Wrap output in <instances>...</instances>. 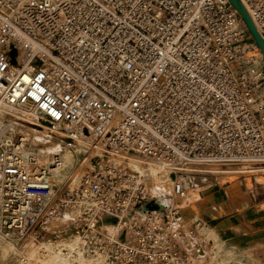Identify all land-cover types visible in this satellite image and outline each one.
<instances>
[{
	"label": "built area",
	"instance_id": "obj_1",
	"mask_svg": "<svg viewBox=\"0 0 264 264\" xmlns=\"http://www.w3.org/2000/svg\"><path fill=\"white\" fill-rule=\"evenodd\" d=\"M242 2L264 40V0ZM6 39L27 59L0 57V233L21 240L71 210L106 264H196L201 222L188 228L173 197L143 208L126 240L99 234L103 217L119 226L145 201L141 174L91 158L73 188L55 175L75 134L106 155L264 164V59L229 0H0ZM16 128L64 132L62 152L47 159Z\"/></svg>",
	"mask_w": 264,
	"mask_h": 264
},
{
	"label": "bare ground",
	"instance_id": "obj_2",
	"mask_svg": "<svg viewBox=\"0 0 264 264\" xmlns=\"http://www.w3.org/2000/svg\"><path fill=\"white\" fill-rule=\"evenodd\" d=\"M0 57L8 60L16 68H20L27 59L26 51L22 49L21 46L16 44V42L12 39H6L0 43ZM13 113L17 116L25 118L28 121H33L31 114L26 110L14 111ZM19 131H24L27 133L28 137L33 138L38 144L42 145L43 152L47 159L52 158L53 154L55 153L62 152L63 146L55 141L53 133L56 132L58 134H63L64 132L55 130L50 131L49 129H45L44 131H38L36 129L26 130L24 128H21ZM74 138L76 140L75 148L72 150L66 149L62 152L64 157V165L57 171L55 175L56 182L60 185L65 183L68 188H73L77 184L80 176L90 173L89 169L94 168V165H92L93 163L90 161L91 158H99V161L102 160L104 161L103 163L106 162L104 159L105 148L101 144H98L87 150L88 148L84 144L85 142L82 136L75 134ZM83 151L89 153L87 154V157L84 161L80 160L79 156L76 157V153L78 154ZM78 161H82L80 168L78 167V171L71 175L70 173L74 171H71V169ZM145 162V160H142L138 157L117 152L116 154L112 153L110 155L107 164H114L118 167L131 171V173L141 174L144 178L143 182L146 186V189L151 191L155 197L159 198L157 202L161 206H169V197H173V199L178 202L181 207H185L190 201L198 198V192L202 189V185L198 184V181L195 177L197 175H193L194 173H212L214 176L228 172L243 173V171H250L252 169L244 167L238 170L235 167L253 165V163H244L240 164L239 166H234L233 163H227L226 167L229 166L231 168L224 169L221 166L222 164L219 162H210L207 163L209 165L206 167H199L197 163L193 161L176 159L174 161L165 163L150 161L148 163L149 165L146 167L144 166ZM101 165L104 166L103 164ZM258 178L262 180L264 177L259 176ZM177 184H181L182 189L185 191V195L183 197H180V195L176 193ZM192 188H194V190L190 191ZM53 221V223L56 222L61 226L63 224L67 226L74 224V222L76 223L79 221V218L75 211H71L68 214L67 220L58 217ZM53 223H49V226L52 228H54L56 225ZM125 225L126 224L123 222H120L119 226L104 224L103 230H107L109 237H113L119 234ZM200 230H205L208 238L207 240L212 241L211 251L213 252V257L216 261V264H257L253 261H249L248 258L246 259L247 261L244 260V256L242 253L237 252L238 250L235 251L234 249L227 248L224 242L220 240L218 235H216L214 230L210 228L209 225H206L204 229ZM88 233V231L80 230L79 232L73 234V236L69 237V239H61L62 241L60 242L58 240L59 243L57 244L56 242L52 243L49 241L48 243L43 244V246L34 243L32 240H29L26 247H29L30 251L25 254H21L23 257H21L22 260L19 264H106V258L104 255L98 251H95L94 253L89 251V248L87 247L88 241L86 240ZM202 243L204 244L203 241ZM40 246L41 249H45L42 254ZM17 251V244L13 243L12 241L7 243L4 237H2L0 234V257L5 259Z\"/></svg>",
	"mask_w": 264,
	"mask_h": 264
},
{
	"label": "crops",
	"instance_id": "obj_3",
	"mask_svg": "<svg viewBox=\"0 0 264 264\" xmlns=\"http://www.w3.org/2000/svg\"><path fill=\"white\" fill-rule=\"evenodd\" d=\"M224 185L228 183L220 184L216 181L204 185L200 190V197L182 209L188 228L193 229L197 221L201 222L195 230L193 238L197 242L195 249L191 247L192 250L195 254L203 253L202 257L206 260L200 264L213 263L212 241L207 240L205 230H200L209 225L227 248L238 250L243 256L252 254L249 261L264 264V182L254 184L251 190H244L242 194L229 192L227 189L230 186L223 187ZM247 191L249 192L246 193ZM202 257L197 256L196 260Z\"/></svg>",
	"mask_w": 264,
	"mask_h": 264
},
{
	"label": "rangeland",
	"instance_id": "obj_4",
	"mask_svg": "<svg viewBox=\"0 0 264 264\" xmlns=\"http://www.w3.org/2000/svg\"><path fill=\"white\" fill-rule=\"evenodd\" d=\"M18 124H20V122H18ZM19 129H17L16 128V131H15V135H18L19 134ZM18 132V133H17ZM87 154H89V153H86V152H81V153H76V157L77 156H79V158H80V160H82V161H84L85 160V158L87 157ZM110 158V155H106L105 154V160H106V162L105 163H103L104 161H102V160H100L99 162H100V165L101 164H103L104 166H100V169H103V167H105V165L107 164V161H108V159ZM96 159V162L99 160V158H95ZM82 161H78L77 163H75L74 164V166L72 167V169H71V171L72 170H74V171H72L70 174L71 175H73V174H75L76 173V171H78V169L80 168V165H81V163H82ZM95 161V160H94ZM93 162V161H92ZM150 161H146L145 162V164H144V166H148ZM222 164V165H221ZM220 165L224 168V169H230L231 167H229V166H227L226 167V165L227 164H224V163H221ZM92 165H94V163L92 164ZM199 167H206L207 165H209V164H197ZM201 165V166H200ZM240 164H234V166H239ZM77 166V167H76ZM95 166V165H94ZM79 167V168H78ZM249 168V169H252V170H250V171H243V173L241 172V173H233V172H228V173H221L220 175H217V176H214L212 173H209V174H211V175H213V176H202V175H205L206 173H194L193 175H195V174H197V176H195L196 177V179H197V181H198V184L200 185H202V187L204 186V185H207V184H212V182H216V181H219L220 182V184H227L228 183V185H224L223 187H227V186H230L227 190L229 191V192H231V191H234L235 193H238V194H242L243 193V191L244 190H247V189H250L251 190V188L254 186V184H256V183H261V182H264V178L262 179V180H260L258 177L260 176H262V177H264V164H256V163H253V165H249V166H241V167H235V168H237L238 170L239 169H241V168ZM255 168V169H254ZM90 170V172H92L93 170H94V168L93 169H89ZM88 171V170H87ZM128 171V170H127ZM87 174V173H86ZM70 175V176H71ZM192 175V174H191ZM202 177V178H201ZM60 186V185H59ZM63 187H65V186H62V188ZM191 190H194V188H192V189H190V191ZM208 189H205L204 191L205 192H208L207 191ZM249 190V191H250ZM249 191H247L246 193H248ZM150 192V193H149ZM146 194H148L147 195V197H146V199H145V201L142 203V205L140 206V207H138V208H135V211L134 212H132V215H129L128 216V218H126L124 221H122L123 223H125L126 225H125V227H124V229H123V233H120L121 235H120V238L122 239V240H126L127 239V237H130V234L132 233V230H131V225L134 223V221L136 222V221H139V219H141L140 217L142 216V214H141V210H143V208H145V209H150L151 207H152V202H150L151 201V199H155L156 197L154 196V194L151 192V191H149L148 189H146ZM198 196V195H197ZM158 198V197H157ZM170 198V197H169ZM158 200H159V198H158ZM158 200H153V202L154 203H156V204H159L157 201ZM149 202V203H148ZM174 203V202H173ZM147 204V205H146ZM160 205V204H159ZM264 210V209H263ZM71 212V210H68L67 212H66V214L64 215V217H60V218H62V219H68V214ZM194 219H195V217H194ZM54 221L53 220H51V221H46V225L45 224H43L40 228H39V230L37 231V232H35V234H31L30 236H28V237H25V238H23V239H21V240H12V239H9V238H6L3 234H1L2 235V237H4V239H5V241L8 243V242H10V241H12L13 243H15V244H17V252L16 253H14L13 255H11V256H8L7 258H5V259H2L1 257H0V264H19L20 262H21V260H22V258L21 257H23V255H21L22 253H27L28 251H30L29 249V247H26V245H27V242L29 241V240H32V241H34V243H36V244H40L41 246H43V244H45V243H48L49 241L50 242H52V243H55L56 242V244L57 243H59L60 241H62L63 239H69V237H71V236H73V234H75L76 233V229H77V227H78V221L75 223L74 222V224H72V225H67V226H65L64 224L62 225V226H65V227H62L60 224H57L56 222L55 223H53ZM47 223H48V225H47ZM56 224L55 226H54V228H52L51 226H49L50 224ZM104 224H109L108 223V218L107 217H103L100 221H99V228H98V231H99V234L102 236V237H104L105 235L106 236H109L108 235V231L107 230H103V225ZM59 228H58V227ZM64 229V230H63ZM188 229V228H187ZM203 231V230H202ZM107 233V234H106ZM94 235H96V234H94ZM92 236V235H91ZM35 237V238H34ZM202 237L205 239L206 238V236L205 235H203V232H202ZM34 238V239H33ZM62 239V240H61ZM99 238H97V237H94V239L92 240L94 243H92L90 246H91V248L92 249H94V250H97V248H96V245H95V242H97V240H98ZM27 240V241H26ZM55 240V241H54ZM58 240H59V242H58ZM188 241H189V243H190V245H193V247H194V249H195V244H196V241L194 240V238L193 239H191L190 238V240H189V238H188ZM21 242V243H20ZM25 242H26V244H25ZM41 246H40V250H41V254L45 251V249H41ZM22 247V248H21ZM192 247V246H191ZM24 249V250H23ZM21 251V252H20ZM253 255L251 254V255H247V254H244V257H246V258H251ZM204 259V258H203ZM201 260V259H199L198 260V262H197V260L195 261V262H197L196 264H200V263H202V262H205L204 260ZM212 260H213V263L212 264H216V261H215V259H214V257L212 258ZM4 262V263H3ZM205 264H208V263H205Z\"/></svg>",
	"mask_w": 264,
	"mask_h": 264
},
{
	"label": "water",
	"instance_id": "obj_5",
	"mask_svg": "<svg viewBox=\"0 0 264 264\" xmlns=\"http://www.w3.org/2000/svg\"><path fill=\"white\" fill-rule=\"evenodd\" d=\"M229 2L232 4V6L239 12L241 15L244 23L246 24L250 34L252 35L253 41L257 45L259 51L261 52L263 59H264V40L262 36L260 35L256 24L254 23L252 17L250 16L247 8L243 4L242 0H229ZM152 202V207L150 209H145L144 210H152L158 208V205L156 203ZM149 203V202H148ZM147 205V204H146Z\"/></svg>",
	"mask_w": 264,
	"mask_h": 264
}]
</instances>
